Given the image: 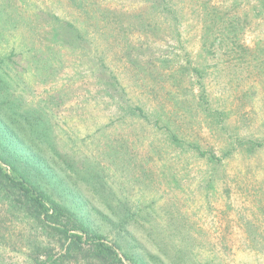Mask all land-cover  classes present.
<instances>
[{
  "label": "rangeland",
  "instance_id": "374dc122",
  "mask_svg": "<svg viewBox=\"0 0 264 264\" xmlns=\"http://www.w3.org/2000/svg\"><path fill=\"white\" fill-rule=\"evenodd\" d=\"M0 152L145 264H264V0H0ZM65 253L0 186V264Z\"/></svg>",
  "mask_w": 264,
  "mask_h": 264
},
{
  "label": "trees",
  "instance_id": "16d2710c",
  "mask_svg": "<svg viewBox=\"0 0 264 264\" xmlns=\"http://www.w3.org/2000/svg\"><path fill=\"white\" fill-rule=\"evenodd\" d=\"M168 1L170 0H164V2ZM142 25L147 26L145 20L142 21ZM55 34L58 35V31ZM76 35L78 38L82 36L80 31H77ZM216 43L217 40L214 45ZM223 43L225 42L221 43V47H223ZM127 114L144 116V109L141 106L131 105ZM165 127L171 142L190 145L179 138L168 126ZM250 144L252 148L261 145V143L256 145L254 142H250ZM201 154L203 156L208 155L204 151ZM209 158L213 157L209 156ZM9 160L11 159L0 152V186L6 189L10 198L24 208L32 218L40 220L47 231L58 234L62 247L66 250V253L58 258H54L50 254L47 260L41 263L60 264L62 259L79 256L84 264H145L142 259L129 255L126 247L120 243L107 242L103 236L93 231L70 208L49 197L42 189L35 186L25 171L17 170L16 166L10 165L12 163ZM14 160L12 158L11 161ZM5 165L10 166L11 169Z\"/></svg>",
  "mask_w": 264,
  "mask_h": 264
}]
</instances>
